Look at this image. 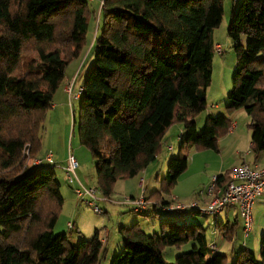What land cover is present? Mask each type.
Segmentation results:
<instances>
[{
  "label": "trees",
  "instance_id": "16d2710c",
  "mask_svg": "<svg viewBox=\"0 0 264 264\" xmlns=\"http://www.w3.org/2000/svg\"><path fill=\"white\" fill-rule=\"evenodd\" d=\"M102 12L94 62L78 97L80 143L89 148L98 187L108 196L118 178L133 177L153 162L167 129L182 123L179 154L169 159L162 178L161 189L168 192L187 168L182 149H216L231 126L227 115L208 114L199 131L195 123L206 108L211 33L221 22L223 0H102ZM88 15L87 0H0V264L100 259L96 230L75 244L53 231L63 202L60 183L53 167H23L22 156L27 147L33 154L39 149L42 115L67 64L82 51ZM227 36L236 68L225 110L243 108L249 116V150L257 157L264 151V0H239ZM229 173L215 176V187ZM161 200L159 208L169 204ZM162 220L156 233L137 223L121 227L123 249L110 264H168L163 250L188 242H194L191 250L176 255L174 264H226V255L207 245L200 223ZM234 224L225 228L227 240ZM233 255L229 264H264V234L258 255L247 247Z\"/></svg>",
  "mask_w": 264,
  "mask_h": 264
},
{
  "label": "rangeland",
  "instance_id": "374dc122",
  "mask_svg": "<svg viewBox=\"0 0 264 264\" xmlns=\"http://www.w3.org/2000/svg\"><path fill=\"white\" fill-rule=\"evenodd\" d=\"M239 0H223V15L219 26L213 29L211 39L213 44H220L221 52H215L213 49L212 56V74L209 85L206 88V108L200 112L196 117L199 130H202L205 118L208 114L212 115H230L234 112L227 113L224 109L229 103L227 94L231 88L235 68H236V54L233 49V42L227 36L228 22L231 19L232 6H237ZM97 1H87L89 9L88 28L85 36V43L82 51L77 58L72 59L65 68V79L61 82L58 91L53 96L52 104L54 107H49L44 111L41 122L39 124L38 136L40 139V146L36 154L30 153L28 147L22 151V156L25 158L24 165L28 157H42L46 153L53 154V161L57 179L60 183V193L63 198L62 205L59 209L57 218L55 220L53 231L56 233H66L68 241L75 244L80 240H89L94 234L95 229L98 230L100 237L106 240L102 245L100 259L97 264H110V260L114 254H117L123 249V236L119 232L121 226L128 224L130 219L135 218V221L129 223L131 226L137 223L138 226L146 233L158 232L160 220L164 219V212L158 211L154 214L150 209L145 215H140L131 211L128 206L119 205L116 201H122L124 197H140L144 194L151 202L165 199L169 204H181L188 207L192 203H196L201 208H206L204 200L208 187L212 180L219 173L224 174L228 172L230 167L226 168L229 160L234 158V151H245L248 146V141H242L238 144L219 143L218 147H222L218 152L217 148L198 149L193 145H187L182 149L184 155H187V168L182 172L177 182L168 191L164 192L161 189L163 175L167 171L169 159L179 154L180 142L177 141V130L173 129L169 141L161 142L163 153H170L169 159H165L160 153L157 159L150 164L149 171H154L151 176H145L144 171H140L133 177L118 178L112 187L111 194L104 196L100 191L94 161L88 147L82 145L78 136V99L71 98L69 93L63 87H67L71 82L73 83L72 91L76 85H79L88 69L94 62V39L99 36L102 23L103 12L99 7L101 5ZM243 44H246V36ZM30 55L29 57H31ZM25 57V56H24ZM77 87V86H76ZM75 92V91H73ZM242 109V108H241ZM237 110V109H236ZM244 111V109L240 110ZM245 117H249L246 112L236 115L235 120L240 125H244ZM175 132V133H174ZM225 134L220 135L223 137ZM167 143L173 144V151H166L165 145ZM249 149V146H248ZM71 152L78 162L76 173L81 182L85 186L96 187V197L94 206L101 209V213H96L93 206L88 205L84 199L78 198L73 188L76 184L70 185L67 183L66 175L64 173L67 165V153ZM164 151V152H163ZM194 162H191L194 153ZM165 155V154H164ZM224 168L223 172L221 168ZM232 170V169H231ZM157 174V175H156ZM213 177V178H212ZM141 179H143L141 183ZM108 198L101 200V198ZM205 197L207 199H205ZM151 207L153 204L150 205ZM186 211V212H188ZM252 228L247 236L243 233V224L238 220L233 225V238L227 240L224 237V231L221 228H215L213 225L214 214L195 213L193 215V222H198L203 227L206 237L209 242H214L219 252L226 255V264H229L233 258L234 251H238L242 247H247L256 255L259 253V242L264 230V205L256 203L252 205ZM68 222L73 223V227L68 229ZM233 223V222H232ZM215 230L214 234L211 231ZM120 245L118 240H121ZM194 242H188L179 248L166 247L163 250V256L168 264H174L176 255L189 251ZM233 247V250H232Z\"/></svg>",
  "mask_w": 264,
  "mask_h": 264
},
{
  "label": "built area",
  "instance_id": "2783aa9c",
  "mask_svg": "<svg viewBox=\"0 0 264 264\" xmlns=\"http://www.w3.org/2000/svg\"><path fill=\"white\" fill-rule=\"evenodd\" d=\"M100 6H102V2ZM214 48L216 52H221V46L219 44H216ZM72 85L73 84L71 82L65 90L69 93L71 98L77 99L82 92V87H80L76 92H73ZM181 135L182 133H180L178 137L179 140ZM26 164V167H38L43 165L51 167L55 166L52 153H46L42 157H28ZM77 167L78 162L76 158L68 151L67 165L64 172L67 183L70 185L76 184L73 188L75 195L78 198L84 199L88 205L93 206L94 212L101 213V209L94 206L95 200H97L96 187H88L81 182L76 173ZM214 180L215 177L209 186V192H214V196L206 208H201L196 203H192L189 208H196L203 214H216L225 207H236L243 224L244 236H246L252 228V205L264 192V166L251 167L248 163L244 162L230 171L229 179L223 185L215 187ZM107 199L108 198L106 197L101 198V200ZM115 203L128 206L131 211L140 215L149 211V209H151V204L161 206L159 201L151 202L144 194H141L140 197H124L122 201H116ZM161 208L169 211L173 209L184 210L188 207L181 204H168L167 206H163ZM67 227L68 229H71L73 227V223L68 222ZM209 246L212 251L216 249L213 244H210Z\"/></svg>",
  "mask_w": 264,
  "mask_h": 264
},
{
  "label": "crops",
  "instance_id": "0c3cea01",
  "mask_svg": "<svg viewBox=\"0 0 264 264\" xmlns=\"http://www.w3.org/2000/svg\"><path fill=\"white\" fill-rule=\"evenodd\" d=\"M95 2V1H97V2H100V0H92V2ZM100 8H101V10H102V6H99ZM233 8L231 9V15L233 14V11H234V9H235V6H232ZM229 23V22H228ZM215 45L216 44H213V49H214V51L216 52V50H215ZM220 45V44H219ZM64 79H65V77H64ZM83 82V81H82ZM82 82L79 84V85H76L75 86V88H74V90L73 91H77L80 87H82ZM73 84V83H72ZM72 87H73V85H72ZM65 86L63 87V91H65ZM59 89V88H58ZM58 89L56 90V91H58ZM56 93V92H55ZM55 95V94H54ZM206 96H207V93H206ZM78 99V98H77ZM206 104H207V100H206ZM207 106V105H206ZM51 107H54V104H51ZM243 109V108H242ZM241 108H239V109H237V110H235L231 115H230V117H229V119L231 120V126H230V128H229V130L225 133V135L223 136V137H218L217 138V144L219 145V143H221V142H224V143H226V144H238V143H241L242 141H248V146L250 145V138H251V130H250V128H249V122H250V119H249V117H245L246 119L244 120V125H240L239 123H237L235 120H233L234 119V117L236 116V115H240V114H242V112H244V111H240V110H242ZM224 113H225V109H224ZM199 116V115H198ZM197 116V117H198ZM197 117H195V119L197 118ZM195 123H196V128H197V130L199 131V126H198V123H197V120L195 121ZM173 129H176L178 132H177V137H176V139H177V141L178 142H180V140L178 139V137H179V135H180V133H182L183 132V124L182 123H175V124H173V125H171L168 129H167V131L165 132V134L163 135V137H162V142L164 141H166L167 142V140L169 141V139H168V137L169 136H171V134L173 133L172 132V130ZM175 133V132H174ZM163 144V143H162ZM162 144H161V151H160V153L159 154H161L162 156H163V161L165 162V160H164V156H166V158L165 159H169L168 157H170V155H171V152L170 153H163L162 154V150H163V147H162ZM218 145H217V147H218ZM248 146H246V148H245V151H241V150H235L234 151V153H233V155H234V158L233 159H231V160H229V162H228V164L226 165V167H225V169L226 168H228V167H230V169H229V171L228 172H230L231 171V169H233L234 167H236V166H238V165H240L241 163H248L251 167H262V166H264V151L263 152H261L257 157H254L253 156V154L250 152V150L248 149ZM222 147H218L217 148V151L218 152H223V151H221L222 149H221ZM165 150L166 151H173L174 150V148H173V144H171V143H167L166 145H165ZM164 152V151H163ZM165 154V155H164ZM197 154H199V153H194V156L192 157V161L191 162H194V160H195V155H197ZM187 156V155H186ZM156 159H157V156H156ZM155 159V160H156ZM154 160V161H155ZM153 161V162H154ZM152 163V162H151ZM150 163V164H151ZM150 164H148L147 165V167L144 169V170H142V171H144L145 172V176L147 177V176H151V173L153 172L154 173V171H149V166H150ZM53 169H54V167H53ZM223 170H224V168L222 167L221 168V171L223 172ZM65 172V171H64ZM219 174H222V173H219ZM219 174H216V175H213V176H217V175H219ZM157 175V174H156ZM165 176V174L163 175V177ZM57 177V176H56ZM213 178V177H212ZM80 179V178H79ZM142 181H143V179H141V183H142ZM211 185V184H210ZM206 196H207V198L205 197V199H207L206 201L204 200V205H208V203L212 200V198H213V196H214V192L212 193V192H209V187H208V190H207V194H206ZM166 202V200L163 198L162 200H161V202ZM256 203H262L263 205H264V192H263V194L260 196V197H258L257 199H256V201L253 203V205L254 204H256ZM154 214H156L158 211H161V212H164L166 215H164V219L163 220H173V221H177V222H184V223H186V222H189V221H192L191 219H193V215L192 214H195V213H197V212H195V211H193V212H191V211H188V212H179V211H165V210H163L162 208H159L158 207V205H155L154 207H153V210H151ZM162 220V221H163ZM238 220H241L240 219V217H239V214H238V210H237V208L236 207H231V206H229V207H225L224 209H222L220 212H218V213H216V214H214V221H213V225H214V227L215 228H221V229H223V231H225V228H230L231 227V224H232V222L233 221H236V223H237V221ZM133 221H135V218H132V219H130L129 220V222H127L128 224H124L123 223V226H121V227H127L128 225H129V223H132ZM161 221V220H160ZM97 232H98V230L97 229H95ZM158 232L160 231V224H159V228H158V230H157ZM119 232H120V230H119ZM155 232V231H154ZM154 232H152V233H154ZM212 232V234H214V232H215V230H213V231H211ZM156 233V232H155ZM262 234H264V230L262 231ZM205 237H206V234H205ZM98 238L100 239V241H101V243H102V245L103 244H105L106 243V240L104 239V238H101L100 237V234H99V232H98ZM120 242H122V239L121 240H118V242L117 243H119V245H120ZM206 243H207V245H210V244H213V245H215V243L214 242H209V240L207 239V237H206ZM232 250H233V247H232ZM219 251V250H218ZM234 256V255H233Z\"/></svg>",
  "mask_w": 264,
  "mask_h": 264
}]
</instances>
